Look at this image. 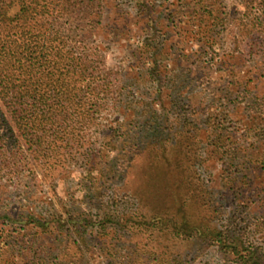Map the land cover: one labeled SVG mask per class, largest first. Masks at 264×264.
<instances>
[{
	"label": "rangeland",
	"instance_id": "rangeland-1",
	"mask_svg": "<svg viewBox=\"0 0 264 264\" xmlns=\"http://www.w3.org/2000/svg\"><path fill=\"white\" fill-rule=\"evenodd\" d=\"M251 1H106L92 39L108 98L121 97L108 139L129 165L90 183L80 163L50 169L28 152L20 178L0 180V264H264V41L241 24L259 13ZM105 151L101 165L116 153Z\"/></svg>",
	"mask_w": 264,
	"mask_h": 264
},
{
	"label": "trees",
	"instance_id": "trees-1",
	"mask_svg": "<svg viewBox=\"0 0 264 264\" xmlns=\"http://www.w3.org/2000/svg\"><path fill=\"white\" fill-rule=\"evenodd\" d=\"M106 1L0 0V180L20 178L28 152L50 169L80 163L90 183L105 181L112 162L129 165L132 153L108 139L119 126L106 110L119 111L121 97L108 98L106 54L92 39ZM251 2L259 13L241 24L264 41V0Z\"/></svg>",
	"mask_w": 264,
	"mask_h": 264
}]
</instances>
